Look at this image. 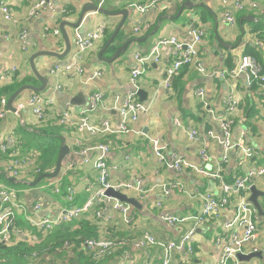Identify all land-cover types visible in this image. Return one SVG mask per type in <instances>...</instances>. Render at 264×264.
<instances>
[{"label":"crops","instance_id":"0c3cea01","mask_svg":"<svg viewBox=\"0 0 264 264\" xmlns=\"http://www.w3.org/2000/svg\"><path fill=\"white\" fill-rule=\"evenodd\" d=\"M36 1L38 0H7L15 23H7L0 17L1 88L9 86L15 73L21 77L31 78L29 85L40 87L41 82L31 71L30 59L42 51L56 52L59 55L64 52L61 22L75 23L85 6L95 5L105 13L88 12L78 28L64 27L70 40V51L65 58L39 57L34 60L37 72L48 79L45 91L36 94L47 95L54 92V105L47 110L46 116L42 120H37L30 110H22L20 116L10 114L0 119V143L12 138L16 142L18 155L23 157L21 159L24 162L18 179L6 178L4 171L7 158L0 154V184L13 190L17 199L25 204V212L16 214L8 246L25 244L32 247L37 235L46 237L41 231L32 228L26 219L32 215L35 204L43 206L42 210L37 212L38 218L54 220L60 212L70 206L82 207L86 203L98 186L97 173L92 167L97 153L88 154V163L83 162L79 153L96 145L105 144L109 147L106 163L109 167L108 180L111 183L140 179L145 188L153 187V191L143 199L134 192H125V195L138 202L137 207L129 205L128 216L134 219L131 224H125L119 213L112 209V203L104 200L79 219L72 221L74 225L71 230H80L79 224L85 222L91 229L87 239H136L142 233H149L159 245L151 246L145 252L132 251L129 247H124L116 252L112 260L103 264H142L148 259L151 264H160L162 257L160 245L166 241L178 242L194 227V223L188 221L170 228L163 221V216L195 217L202 210V202L192 197L191 193L198 190L200 193L216 195L220 193V189L219 182L213 178L178 173L159 163L149 148L147 141L149 138L159 137L167 155L176 153L194 166L205 168L212 173L218 172L227 184L233 183V176H243L250 168L264 167V86L255 85L247 89L242 75L235 78L219 75V72L233 68L237 55L254 56L264 74V51L252 43L255 39L264 43V0H248L256 7L248 6L244 11L235 12L236 23L232 27L221 22L223 11L221 0H167L155 4L144 13H139L130 6L133 4L146 6L153 0H51L55 14L43 10L35 18H28L29 9ZM66 10H70V13L64 17L62 12H67ZM124 11L127 15L119 31L121 39L115 46L119 49L130 42L123 55L111 64L99 61L98 54L109 39L104 35L95 43L92 50L84 54L81 74H50L54 66L64 65L70 61L76 30L85 34L102 26L105 28V34L108 32L111 36L121 23L123 19L121 12ZM191 24L205 31L203 43L199 48L205 74L199 75L189 67H181L174 84L176 90L181 92L177 95V92L166 88L163 83L166 69L173 62V56L171 47H162L159 51V62L146 63L136 83L138 90L145 94L142 101H139V96L137 99L147 107V110L139 114L135 122L128 124L127 132L122 131L118 108L133 88L129 82V74L137 66L134 54H148L161 39L176 37L188 42L190 38L187 27ZM257 26L260 28L255 30ZM137 27L146 29L139 34L133 33ZM45 29L50 32L58 30L60 35L54 36L49 33L43 36ZM23 33L24 41L20 38ZM115 52L107 50L102 57L109 59ZM96 73L99 76H95ZM197 90H203L205 100L211 109L216 113L225 114L231 121V140L233 142L242 140L255 149L257 156L254 160H244L240 165L241 156L235 148L229 152L228 160L223 162V152L219 143L207 135L208 131H213L217 135H220V132L202 109L200 101L195 96ZM94 92H101L103 98L96 109L87 114L89 123L98 127L104 121H108L114 131L111 135L91 134L78 129V121L82 117L80 112L87 108L89 98ZM31 94L34 93L24 92L15 105L23 102ZM76 96H79L78 102L84 104L82 106L71 104L75 110L71 119L65 125H60L61 113ZM229 100L236 102L237 105L231 112L226 109ZM176 121L179 125H176ZM50 125L60 128L57 136H47L43 133V128ZM190 129L198 132L197 142L188 139L187 132ZM61 140L65 141L68 153L64 157L59 175L30 187L29 184L37 178L35 173L37 165L32 152H38L39 147L47 144L55 149L57 147L59 152ZM201 151L206 153L207 160H203ZM6 180L15 186L7 185ZM252 184L257 191L264 193V177L254 179ZM38 185L40 186L37 187ZM167 185L171 187L168 193H165L162 186ZM55 188L59 189L58 193L55 192ZM69 188L74 192L70 203L66 199ZM250 195L251 192L245 194L248 202ZM243 196L241 192L232 194L229 198L230 205L222 209L217 218L195 228L193 252L191 254L186 250L174 252L172 264H217L226 238L232 234L242 233L239 226L225 228V224L235 217V207ZM257 201L261 210L260 212L257 210L256 214L255 240L246 244L244 250L248 253L246 255H249L252 249H256L257 253L261 254L260 258H253L249 262L237 259V262L231 261L229 264H264V197H259ZM99 210L102 212L98 218L96 213ZM53 230L54 228L51 231ZM44 250L33 251L41 254ZM80 250L82 251V242ZM125 253L129 254L128 261H123ZM44 254L47 255V260L43 262L50 264H70L73 258L70 251H65L66 255L62 256L56 254L52 256L45 252ZM29 261L27 264H30Z\"/></svg>","mask_w":264,"mask_h":264},{"label":"built area","instance_id":"2783aa9c","mask_svg":"<svg viewBox=\"0 0 264 264\" xmlns=\"http://www.w3.org/2000/svg\"><path fill=\"white\" fill-rule=\"evenodd\" d=\"M167 0H153L146 6L131 5L130 7L144 13L148 8ZM221 6L223 8L221 14V22L227 26H234L236 19L235 12L244 11L248 6L256 7L255 4L249 3L248 0H221ZM48 10L55 14L54 5L51 0H38L30 7L28 12V18H35L41 11ZM65 11L62 13L64 14ZM0 17L7 23L14 24L11 10L7 0H0ZM144 30L146 28H143ZM141 28L137 27L133 33H141ZM51 33L54 36H59L58 30H44L43 36ZM187 34L190 38L188 42H183L176 37L169 39H161L155 43L152 50L147 56H142L139 53H135L133 58L137 63V66L129 74V82L132 85V90L124 97L122 105L118 108V114L120 118V129L127 132L128 124L135 122L137 117L141 113H145L147 107L139 103L137 99L138 88L136 86L139 76L142 74V68L146 63H158L159 51L164 46L172 48L173 62L165 72L164 85L169 88L170 82L174 76L177 75L181 67L186 66L191 68L199 75L205 74L203 60L200 58V46L203 43L205 31L202 28H198L193 24L187 27ZM105 35V28L100 26L93 32L81 33L76 30L74 33L73 45L74 49L70 57V61L64 65H56L50 70L51 75L65 74L75 75L81 74L83 71L81 62L85 53L94 48L97 41L102 39ZM21 40L24 41L25 34L21 35ZM254 46L264 51V43L258 39L253 42ZM221 77L225 75L235 78L239 75L244 77V86L250 89L254 84L264 86V74L260 63L254 57L247 55H237V61L233 68L228 71L219 72ZM95 76H99L98 73ZM59 89V88H57ZM195 96L200 101L201 107L206 113L209 120L214 122L220 132L217 135L213 131H208L207 135L215 139L223 152L222 160L226 162L228 160L229 152L232 149L237 148L241 156L239 164L241 165L244 160H254L257 156L255 149L246 145L242 140L233 142L231 140V121H229L225 114L216 113L210 108L208 102L205 100L203 90H197ZM103 96L101 92H94L89 98L88 106L85 110L80 112L82 116L78 121L79 131H87L91 134L111 135L114 133L111 124L108 121H104L101 126H91L88 120L87 114L94 111L97 104L102 100ZM7 100L1 98L0 100V119L5 118L10 114H17L18 111L30 110L33 116L37 120H42L46 116L47 110L51 109L54 105V92H50L47 95L31 94L23 102L16 104V112H12L6 108ZM237 107L236 102L228 101L226 103L227 111L231 112ZM75 110L71 104L65 107L61 113L59 124L65 125ZM179 125V122H175ZM187 137L191 142L198 141V132L195 129H190L187 132ZM149 148L155 157V159L165 164L169 169L178 172L185 173L186 175H199L204 178H213L219 182V194H211L208 192L200 193L198 190H194L191 196L199 199L202 202V210L200 214L195 217L182 218L173 215H164L163 221L170 228L176 227L184 222L192 221L194 227L190 229L178 242L166 241L161 244L162 257L160 264H172V257L174 252L186 250L188 254H191L193 237L195 234V228L203 225L208 220L217 218L222 209H225L230 205V196L241 192L244 196L235 207L236 215L231 222L225 224V228H231L237 225L241 229V234H232L226 238L224 246L221 251L220 258L217 264H229L231 261L237 262L238 254H248L244 250V246L248 243H252L255 240V234L257 232L256 223V208L247 201L245 194L250 192L253 186L252 181L264 177V167H254L247 170L243 176H233V183H225L218 172L212 173L205 168H199L188 163L181 156L176 153L166 154L165 146L159 137H151L148 140ZM16 142L12 138H8L5 142L0 143V154L7 158V163L4 171L6 178L18 179L20 177L21 168L24 165L23 160H19L17 148H15ZM90 152H96V158L92 163L93 170L97 173L98 186L95 192L91 193L89 199L82 207L70 206L69 208L60 212L58 217L54 220L48 218H38L37 212L41 211L43 206L41 204H35L33 206V213L26 219L29 225L41 231L43 234H47L53 228L63 223H68L79 219L83 214L91 210L95 205L101 204L104 200L111 202L112 209L119 213L125 224H131L134 219L128 216L130 207L127 204L120 203L113 198L105 196L107 190H112L116 193L125 194V192H134L140 199H143L151 194L153 187L145 188L140 179L133 181H120L111 183L108 180L109 167L106 163V157L109 154V147L105 144H99L91 149H87L79 154L83 158L84 163H88V154ZM201 157L203 160H207V155L204 151H201ZM28 164V161H26ZM35 173L39 174V171L35 169ZM171 185L162 186L165 193H168ZM55 192H59L58 188H55ZM73 190L69 188L66 192L67 202L73 200ZM19 212H25V204L17 199L16 193L0 184V242L10 243L11 240V228L16 221V214ZM102 210L96 213V216L101 217ZM225 239V238H224ZM159 245L157 240L149 233H142L136 239H87L82 243V248L86 250L92 257V261L99 263L117 252L124 247H129L130 250L146 251L151 246ZM257 253L256 249H252L249 254ZM29 260L40 264V261L47 260V255L32 253L29 256ZM129 260V254L123 255V261ZM142 264H151L150 260H145Z\"/></svg>","mask_w":264,"mask_h":264},{"label":"trees","instance_id":"16d2710c","mask_svg":"<svg viewBox=\"0 0 264 264\" xmlns=\"http://www.w3.org/2000/svg\"><path fill=\"white\" fill-rule=\"evenodd\" d=\"M69 13H70V10L67 12H64V15H65L64 17L69 15ZM259 28L260 27L257 26L255 27V30H258ZM107 33L108 32H106L105 34L106 38L110 37V33L108 34ZM119 34L121 33L118 32L112 44L106 49V51L107 50L111 52L116 51L117 49L115 48L116 42H118L121 39ZM251 57H254V56H251ZM178 77H179V74L174 76L169 85V88L177 92V95L181 93L178 90H176V87H174L175 81ZM31 81H32L31 78L21 77L18 73H15L11 78V82L9 86H5L2 88L0 87V100L3 97H5L6 100L9 99L10 96L16 90H18L21 86L29 85ZM255 85L256 84H254L252 87H254ZM34 94L37 95L36 93ZM42 131L47 136L54 137L59 134L60 128L54 125H50V126L43 128ZM37 151L38 152H32V153L35 156V161L37 165L36 169L39 171V174H37L36 177L39 178L41 175L46 174V173H51L54 170L58 152H57V147L56 149L52 148L50 144L39 147ZM17 158L19 160H22L21 158L23 157L18 155ZM5 182L9 186H15L14 183H10L8 182V180H6ZM73 225L74 223H71V222L60 224L59 226L55 227L53 231L48 232L45 238H42L41 235H37L36 239L34 240L35 244L32 247H28L25 244H18L15 247H12V246H8L7 243L0 242V264H27L29 261V256L33 252L37 253V251H33V250H43V249H45L43 253L44 252L47 254L50 253L52 254V256H55V254L62 256L65 254V251L66 252L70 251V253H72L73 255V258L70 260V264H99V263L103 264L104 262L113 259L116 252H114L110 256H107L103 260L102 263L101 262L96 263L92 261L91 255L86 250H84L83 248H82V251L80 250L81 242L83 243L85 240H87L88 238L87 234L91 233V229L89 228L88 224H86L85 222H81L79 224L80 230L72 231L71 229ZM77 237L78 239H76ZM29 262L30 264H36V262H33L31 260ZM42 264H50V263L43 262Z\"/></svg>","mask_w":264,"mask_h":264},{"label":"water","instance_id":"95a60500","mask_svg":"<svg viewBox=\"0 0 264 264\" xmlns=\"http://www.w3.org/2000/svg\"><path fill=\"white\" fill-rule=\"evenodd\" d=\"M88 12L105 13V11H103L102 9L97 8V6H95V5L91 6L90 5V6H85L82 9V11L80 12V14L78 16V19H77V21L75 23H69V22L62 21L61 24H60V29H61L62 36H63V39H64V44H65L64 52L59 55L56 52L42 51V52H38V53L34 54L31 57V59H30L31 71H32L33 75L37 78V80H39L41 82V86L40 87H35V86H31V85L21 86L7 100L6 108L8 110H10L12 112H16L15 103H16L17 99L24 92L42 93L43 91H45V89L47 87V84H48V79L37 72V70L35 69V66H34V60L36 58H39V57H51V58L63 59L66 56H68L69 51H70V40H69V37H68L64 27H70V28H74V29L78 28L80 26L81 22L83 21L85 15ZM121 15L123 17L121 23L119 24L117 29L114 31V33H112V35L109 37V39L107 40L106 44L104 45V47L102 48V50L98 54V59H99L100 62H104L106 64L113 63L116 59H118L120 57V55H123L126 52L127 47L130 44V42H128L127 44H124L123 46H121L119 49L116 50V52L109 59H104L102 57V54L112 44L115 36L120 31V29H121V27H122V25H123V23L125 21V16L127 15V12H125V11L121 12ZM137 96L140 97L139 101H142L143 97L145 96V94L142 91L138 90L137 91ZM78 98H79V96H76L74 98L75 100L72 101L70 104H72L73 106H82L84 103L82 102L80 104L78 102ZM17 114L20 116L21 112L18 111ZM61 145L62 146L60 147L59 152H58V156H57V160H56L54 171L51 172V173H46V174L41 175L33 183L29 184L30 187H34L37 184H39V183H41V182H43L45 180L56 178L59 175V173L61 171V166H62V162L64 160V157L68 153V147L65 145V141L64 140H61ZM250 192H251V195L249 197V202L256 208V210H258V212H260L261 209H260V206L258 204L257 199L259 197H264V193L257 191L255 189V187H253V186L251 187ZM105 196L109 197V198H113V199L117 200L120 203L131 205L132 207H137L138 206L137 200H135L134 198H129L127 195L122 194V193H116V192H114L112 190H107L105 192ZM260 255H261L260 253H253V254H249V255L238 254L237 258H238L239 261L249 262V260H251L253 258H260Z\"/></svg>","mask_w":264,"mask_h":264},{"label":"rangeland","instance_id":"374dc122","mask_svg":"<svg viewBox=\"0 0 264 264\" xmlns=\"http://www.w3.org/2000/svg\"><path fill=\"white\" fill-rule=\"evenodd\" d=\"M150 53V52H149ZM148 53V54H149ZM148 54H145V55H142V56H147ZM170 67V66H169ZM165 80V79H164ZM164 83V82H163ZM42 183V182H41ZM41 183H39V184H41ZM40 185H38L37 187H39ZM36 188V187H35ZM47 234H43V236L45 237Z\"/></svg>","mask_w":264,"mask_h":264}]
</instances>
